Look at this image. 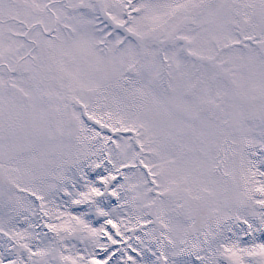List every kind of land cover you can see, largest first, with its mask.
Returning a JSON list of instances; mask_svg holds the SVG:
<instances>
[{"label": "snow or ice", "instance_id": "6c2138e0", "mask_svg": "<svg viewBox=\"0 0 264 264\" xmlns=\"http://www.w3.org/2000/svg\"><path fill=\"white\" fill-rule=\"evenodd\" d=\"M0 264H264V0H0Z\"/></svg>", "mask_w": 264, "mask_h": 264}]
</instances>
